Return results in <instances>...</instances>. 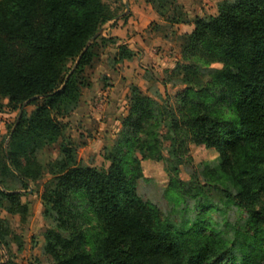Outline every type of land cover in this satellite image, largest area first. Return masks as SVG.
<instances>
[{
    "label": "trees",
    "instance_id": "16d2710c",
    "mask_svg": "<svg viewBox=\"0 0 264 264\" xmlns=\"http://www.w3.org/2000/svg\"><path fill=\"white\" fill-rule=\"evenodd\" d=\"M145 1L170 28L189 26L180 34L182 62L169 76L185 85L178 115L133 85L117 145L105 156L111 164L97 168L81 163L58 115L79 106L89 86L84 69L103 38L86 46L117 14L104 0H0V96L21 112L7 150L0 140V204L4 197L25 214L8 179L27 188L51 175L42 199L47 215L59 217V229L45 233L54 264H264V0H225L216 15L192 19L177 0ZM135 55L120 45L115 62ZM26 102L36 107L31 115ZM189 142L218 152L203 181L178 178ZM54 144L56 159L42 165L33 157ZM149 160L165 162L179 220L138 195ZM73 195L93 213L94 227L75 221ZM8 235L0 221L6 248Z\"/></svg>",
    "mask_w": 264,
    "mask_h": 264
},
{
    "label": "rangeland",
    "instance_id": "374dc122",
    "mask_svg": "<svg viewBox=\"0 0 264 264\" xmlns=\"http://www.w3.org/2000/svg\"><path fill=\"white\" fill-rule=\"evenodd\" d=\"M104 1L117 14V18L102 27L100 37L103 39L97 41L93 49V60L84 69L83 76L89 86L83 90L79 106L69 115H58V120L68 125L66 134L72 139L81 163L97 168L111 164L105 156L117 145L123 119L129 111V97L133 85L138 86L144 95L153 100L154 107L164 112L167 110V114L170 111L178 115L176 96L185 85L175 79L169 80V76L176 65L182 62L180 34L185 33V30L189 31V28L185 29L181 24L170 28L159 17L161 22H152L144 30H151L149 36H153L149 37L153 42L148 43V53L142 44L145 40L136 42L135 46L132 45L135 49H132L122 38L112 36L113 29L124 26L129 19L128 13L125 14L127 0ZM111 37H116L118 41L109 42L108 38ZM125 44L136 55L131 60L116 63L119 46ZM7 103L8 98L0 96V140L6 150L9 148L10 134L21 113L19 110H12ZM35 109L33 105H25L23 110L31 115ZM166 131L164 124L161 132L164 134ZM164 146L163 152L168 156L170 141L166 140ZM58 150V144H54L39 148L32 155L40 164L46 165L58 157ZM183 156L178 178L185 182L195 178L203 181L202 173L206 163L215 160L218 152L189 142ZM142 168L144 177L137 180V193L140 198L154 204L163 216L175 215V219L179 220L180 214L176 211L180 206L175 205L166 194L170 175L165 162L143 161ZM50 179L51 175L45 173L39 179L29 181L27 188L12 177L8 179L7 184L20 194V203L26 205L27 211L22 215L17 214L15 210H19L18 205L3 197L0 221L9 235L7 248L0 243V264H54L53 258L45 250V233L51 228L59 229V217L55 212L47 215V206L42 199ZM70 203L77 224L83 229L96 225L93 213L79 195H73ZM213 216L218 219V214L214 213Z\"/></svg>",
    "mask_w": 264,
    "mask_h": 264
},
{
    "label": "crops",
    "instance_id": "0c3cea01",
    "mask_svg": "<svg viewBox=\"0 0 264 264\" xmlns=\"http://www.w3.org/2000/svg\"><path fill=\"white\" fill-rule=\"evenodd\" d=\"M221 1L223 0H177L178 5L186 13L189 19H192L196 16L217 14L218 4ZM127 5L129 19L124 26H121L118 29H113L112 36L122 38V41L127 43L131 48L132 45L135 46L136 42H142L145 40L147 43L145 42L142 44L143 47L147 49L146 52L148 53L150 50L148 43L151 44V42H153V40H151L149 37L152 38L153 36H149L151 35V30H144L149 28V25L152 22H161V20H159V15L153 6L147 3L145 0H127L126 8ZM181 26L185 27V29L189 28V26L186 24H181ZM186 31L187 30H185V32ZM142 36L144 37L141 38ZM139 51L141 54H144L142 50Z\"/></svg>",
    "mask_w": 264,
    "mask_h": 264
},
{
    "label": "water",
    "instance_id": "95a60500",
    "mask_svg": "<svg viewBox=\"0 0 264 264\" xmlns=\"http://www.w3.org/2000/svg\"><path fill=\"white\" fill-rule=\"evenodd\" d=\"M128 13V5H127V12H125V14H127ZM102 32H103V29H101L93 38H92V40L87 44V46H86V49L90 46V44L92 43V42H94L101 34H102ZM27 104V102L24 104V106Z\"/></svg>",
    "mask_w": 264,
    "mask_h": 264
}]
</instances>
